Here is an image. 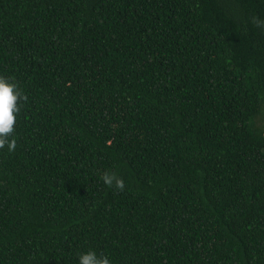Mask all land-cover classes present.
<instances>
[{
    "label": "trees",
    "instance_id": "trees-1",
    "mask_svg": "<svg viewBox=\"0 0 264 264\" xmlns=\"http://www.w3.org/2000/svg\"><path fill=\"white\" fill-rule=\"evenodd\" d=\"M0 264H264V0H0Z\"/></svg>",
    "mask_w": 264,
    "mask_h": 264
}]
</instances>
